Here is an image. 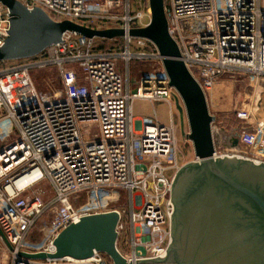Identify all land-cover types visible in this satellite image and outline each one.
<instances>
[{
  "label": "built area",
  "instance_id": "2783aa9c",
  "mask_svg": "<svg viewBox=\"0 0 264 264\" xmlns=\"http://www.w3.org/2000/svg\"><path fill=\"white\" fill-rule=\"evenodd\" d=\"M19 1L57 22L126 35L108 40L68 31L36 57L0 62V241L11 264H113L101 252L83 260L27 256L55 253L62 231L109 212L119 215L117 246L128 264L166 259L173 243L174 180L182 167L179 95L154 43L129 36L151 24L150 0ZM165 12L169 33L206 95L228 74L264 79V0H165ZM10 21L0 1V49ZM120 43L124 50L116 47ZM121 59L157 67L132 86ZM48 69L57 70L61 86L52 96L40 94L32 76ZM136 100L152 104L153 118H135ZM158 103L170 106L167 124L157 119ZM234 113L243 125L232 136L238 144L224 155L264 163V116L255 123L250 105ZM43 218L48 224L38 229Z\"/></svg>",
  "mask_w": 264,
  "mask_h": 264
},
{
  "label": "water",
  "instance_id": "95a60500",
  "mask_svg": "<svg viewBox=\"0 0 264 264\" xmlns=\"http://www.w3.org/2000/svg\"><path fill=\"white\" fill-rule=\"evenodd\" d=\"M0 1L11 16L0 62L36 57L61 42L68 31L108 40L126 35L122 29L94 30L71 21L57 22L41 8L29 10L19 0ZM150 6L151 24L131 30L129 36L148 39L157 47L169 85L179 95L175 106L181 136L192 143L196 159L183 165L174 180L173 243L167 258L137 264H182L181 245L190 249L186 258L199 264H264V163L217 155L213 128L216 117L210 113L207 95L169 33L165 0H150ZM137 93L135 89L133 94ZM237 144V139L232 142L233 146ZM118 222L116 212L85 217L60 233L54 242L55 253L27 256L83 260L101 252L113 264H128L117 246Z\"/></svg>",
  "mask_w": 264,
  "mask_h": 264
},
{
  "label": "rangeland",
  "instance_id": "374dc122",
  "mask_svg": "<svg viewBox=\"0 0 264 264\" xmlns=\"http://www.w3.org/2000/svg\"><path fill=\"white\" fill-rule=\"evenodd\" d=\"M118 49L124 50L123 43L117 44ZM120 69L125 81H129L133 86H137L145 74L155 71L157 65L153 61H132L129 66L121 59ZM4 66V64H2ZM34 84L40 94L52 96L55 92L61 91L59 74L56 69H48L32 72ZM210 113L216 117L213 125L214 138L217 152L224 155L230 152L232 136L239 132L243 123L236 119L234 111L238 107L251 106L255 113L253 121L258 122L264 116V79L259 80L250 74L237 72L222 77L215 88L207 94ZM135 101L133 105L134 116L150 117L153 115V106L141 104ZM163 104V105H159ZM159 115L169 123V105L166 103L156 104ZM259 109H261L259 111ZM179 115V113H178ZM180 122V119H179ZM187 130V123H186ZM178 149L180 152L181 165H185L196 159L192 143L182 138L180 129L178 131ZM46 193L53 195L50 186H45ZM48 191V192H47ZM47 194V195H48ZM50 216L49 219H52ZM48 224L47 218H43L38 223V229L44 228ZM41 235V234H40ZM123 249V248H122ZM125 252H130V245H125ZM0 264H11V259L7 247L0 241Z\"/></svg>",
  "mask_w": 264,
  "mask_h": 264
},
{
  "label": "flooded vegetation",
  "instance_id": "af4514ba",
  "mask_svg": "<svg viewBox=\"0 0 264 264\" xmlns=\"http://www.w3.org/2000/svg\"><path fill=\"white\" fill-rule=\"evenodd\" d=\"M183 246H184V248H183ZM183 246L181 245L180 254H179L180 262L182 264H199V263H196V261H194L192 259L186 258V255L190 252V249H188V247H185V245H183ZM169 264H178V263H176L175 261H171Z\"/></svg>",
  "mask_w": 264,
  "mask_h": 264
},
{
  "label": "crops",
  "instance_id": "0c3cea01",
  "mask_svg": "<svg viewBox=\"0 0 264 264\" xmlns=\"http://www.w3.org/2000/svg\"><path fill=\"white\" fill-rule=\"evenodd\" d=\"M137 101H141L140 103L143 104V105H145V104H150V105L152 106V104H151L149 101H146V100H137ZM133 105H134V103H133ZM159 105H163V104H159ZM156 106H157V105H155V109H156V112H157V119H158L160 122L165 123V119H163V118L159 115ZM169 107H170V106H169ZM169 110H170V109H169ZM153 116H154V115H152V116H150V117H142V116H138V117H136V116H135V118H136V119L143 120V119H146V118H153ZM169 121H170V117H169Z\"/></svg>",
  "mask_w": 264,
  "mask_h": 264
},
{
  "label": "bare ground",
  "instance_id": "6f19581e",
  "mask_svg": "<svg viewBox=\"0 0 264 264\" xmlns=\"http://www.w3.org/2000/svg\"><path fill=\"white\" fill-rule=\"evenodd\" d=\"M261 109H259V111H260Z\"/></svg>",
  "mask_w": 264,
  "mask_h": 264
}]
</instances>
